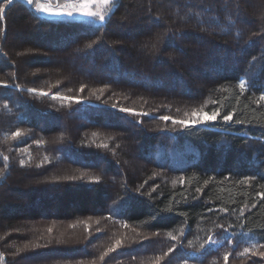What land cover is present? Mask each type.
Returning <instances> with one entry per match:
<instances>
[{
    "label": "trees",
    "instance_id": "obj_1",
    "mask_svg": "<svg viewBox=\"0 0 264 264\" xmlns=\"http://www.w3.org/2000/svg\"><path fill=\"white\" fill-rule=\"evenodd\" d=\"M253 1L115 0L103 24L87 27L47 19L23 0L6 7L0 191L24 183L22 175L36 174L39 184L27 197L28 212L22 202L17 211L23 212L13 217L0 210V264H264V0H255V8ZM149 14L145 32H155L147 42L159 48L154 64L116 31ZM11 27L26 33L38 27L54 37L53 47L42 51L27 41V50L43 55L29 74L28 57H14L10 49L17 45L6 44ZM194 33L225 48L205 60L211 65L197 83L200 66L178 72V64L173 76L186 90L168 94L167 67L157 62L167 59V43L183 51L176 40ZM63 51L92 58L110 75L83 60L84 75L65 62L62 78L57 68L38 65ZM201 107L220 116L187 129L159 119L182 120ZM228 112L233 122L222 119ZM125 127L140 134L139 142L125 137ZM137 152L142 169L125 168L123 161ZM51 185L59 192L42 200V188ZM41 200L56 213L35 206ZM51 253L62 257L40 258Z\"/></svg>",
    "mask_w": 264,
    "mask_h": 264
},
{
    "label": "rangeland",
    "instance_id": "obj_2",
    "mask_svg": "<svg viewBox=\"0 0 264 264\" xmlns=\"http://www.w3.org/2000/svg\"><path fill=\"white\" fill-rule=\"evenodd\" d=\"M23 1L26 2V0H23ZM41 2L46 3V4L50 3L53 7H55L57 4L64 5L65 3H68L69 0H41ZM256 5H258V2L255 0L250 3V6L253 8H255ZM112 8H113V6L112 7L105 6L102 3V0H97V3L95 4L93 10H98V11L102 12L105 15V19H106L107 15L112 10ZM234 8H235V10L239 11V8L237 6H234ZM32 9L36 13H38L39 15H41L47 19L75 21V22H79V23L83 24L82 27H87L86 25L103 24L105 21V19L103 21H100L97 18L88 17V16H84V15H73L71 17L66 16V15H64V16L47 15V14H44L42 12L36 11L34 4L32 5ZM151 24H152V19H151V16L149 14V16L147 18H143V19L141 18L138 20H134L130 23L124 24L122 26H119L118 28H116V31L118 32L119 35H122V36L124 35L127 37V39L129 38L132 41V43H134V44H132L134 46L133 47L134 50L140 51L142 55L149 57L153 62L152 64H154L155 61L158 59L156 51L159 50V48L152 46L151 45L152 41L150 43H148L147 37L154 36L155 31H150L149 33L145 32L146 29H148V26H150ZM163 26H164V24L162 23L161 27H163ZM157 27L158 26H152V28H157ZM83 29L86 30L85 28H83ZM25 31H26L25 29L20 28V27L19 28L11 27V29L9 30V33H8V38L6 39V44L13 42L14 45H17L18 50L16 52H12L10 49V53L14 57L15 56H16V58H20L22 56L28 57V60H29L28 65L29 66L27 67V72L29 74V73H31L32 68H34V66L36 65V62L39 59L38 56H43V55H42V53L41 54L37 53V52L34 53L35 51L30 52L29 50H27L26 49V46L28 43L27 41L31 42L32 46H34L32 48H34L36 51H42V49L40 50V47L44 48V50H46L48 48L51 49L53 47L52 43L54 41V37L53 36H47V34L45 33L46 30L40 29L38 27L35 28L34 31H36V32H34V33H26ZM178 40L180 42L177 40H176V42H178L179 44L182 43L183 48H184L183 51L180 50L179 48H177L176 46L172 45V43H171V45H170V43H167V46H165V44H166L165 43L164 46H165V48L166 47L167 48L164 50H165V54H166L167 59H163L162 61L157 62L158 65H161L162 67H165V66L167 67V69L164 70L162 77L164 76L163 78L165 79V83H167V81L169 82L167 84V86H165L163 88V90H166V92H168V94L173 92L174 89H176L179 92H184V90H186L182 86V82L179 79L174 78L173 69L176 70L177 66L182 65L183 67L179 68L178 72H180L179 70L184 69V70H188V71H191L194 73V71L197 69V67L200 66V70H198L200 73H198V71H197L196 72L197 76H195V78L193 79L197 83L198 81H201V79L204 77V71L207 68V66H205V65H208V66L211 65L210 61L207 64H205V60L207 58H210L211 56H213V55H210L211 53H213V54L218 53L221 50L223 51V49L225 48L224 45H219V44H217V42H215L214 44L213 43L210 44L211 38L209 37V39H207V38L203 37L202 35H200L199 33H194L192 36L191 35H189V36L185 35L181 38V40L179 38H178ZM64 41H65V39H64ZM208 44H210V45H208ZM206 45H208V46L206 47ZM205 48H209V50H207V52H206ZM212 49H213V52H212ZM164 50H162L159 57H161V55H163ZM23 51H25V52H23ZM20 52H22L23 54H20ZM127 54L130 55L129 52H127ZM153 55L155 56L154 58H153ZM35 57H37V58H35ZM49 59H51V63H49V64H38V65H40L42 67H44V66L49 67V70L51 72H52V69L54 70V68H57V69H55L56 71H54V73H56V76H59V78L63 77L61 73H58L59 67L62 68V66H64L65 62L68 63L69 69H73L74 71L79 72V73L84 75L83 70L85 72L86 68L83 69L84 68L83 67L82 72L79 70V67L82 65L81 64L82 60L86 61L87 65L88 64L92 65L94 67V71L96 73L101 72L105 76L107 74H109V69H104L101 66V64L94 63L92 58H85L84 54L76 53V54L72 55V54H69L68 52L63 51V52H61L60 55L51 56V58H49ZM231 60H232V58L229 59V63L232 62ZM75 62H77L76 65H74ZM54 65H56V67H53ZM178 83H179V86L177 87ZM164 84H162V86H164ZM159 86H161V85H159ZM119 123L121 125L125 124V122H122V121ZM125 128H127V127H125ZM123 133L125 134V137L126 136L129 137L130 135H134V137H133L134 139L131 140L132 142H135V140L138 141L140 139V134L134 133L132 131V128H130V127L127 128L126 133L125 132H123ZM141 160H142V155L140 153L137 152L135 154H131V156H129L127 160L123 161L124 167L125 168L131 167V169L141 170L143 167ZM175 162H177V161H175ZM99 166L102 167V169H103V167L105 166V162L103 164H100ZM22 178L24 179V183L21 182L19 184H12V185L6 184L5 185L6 188L4 190L2 189L0 191V210L1 211L6 210L7 216H9V217H11V216L13 217L17 213L19 214V212L21 210L17 211V209L20 208L21 202L25 204V206L27 207L26 208L27 212H28L29 207L31 206V203H29V201H27V197L30 195L32 190H34V188L39 184V182L36 179V174H32V175H28V176L22 175ZM42 186H44V185H42ZM42 189L43 190H41V192H40V197L42 200L44 198L49 199L53 195L55 196L59 192L56 189V187L52 186V185L48 186V188H42ZM42 200L39 201L38 204L36 203L35 206L41 208L44 211V213L45 212L56 213L55 209L53 207L50 208V207H44L43 205H41ZM22 212H23V210L21 211V213ZM49 257L59 258V257H62V255H60V253H56V254L51 253L50 255H42L40 258H43L45 261V260L49 259Z\"/></svg>",
    "mask_w": 264,
    "mask_h": 264
},
{
    "label": "snow or ice",
    "instance_id": "obj_3",
    "mask_svg": "<svg viewBox=\"0 0 264 264\" xmlns=\"http://www.w3.org/2000/svg\"><path fill=\"white\" fill-rule=\"evenodd\" d=\"M26 2L29 5L35 6L36 11L42 12L47 15H55V16H73V15H84L88 17L97 18L100 21H103L105 19V15L98 11L93 10L95 4L97 3V0H69L68 3H65L64 5L57 4L55 7H53L50 3H42L41 0H26ZM13 3V0H6V3H0V19L4 18L6 7L8 5H11ZM102 3L105 6L112 7L115 4V0H102ZM91 46V45H89ZM239 87L241 90L245 89V83L244 81H241L239 84ZM83 89H81L82 91ZM30 91H36L34 89ZM44 95H47V93H42ZM260 100H264V95H261ZM78 102V101H77ZM122 112L130 113L132 115H148L147 113H137L132 109L122 108L120 109ZM185 119L182 120H176L173 119L170 116H160L159 119L162 121H169L171 120L174 125H179L182 128H192L196 127L198 125L214 122L217 120V117L220 116L219 110H214L209 114L207 111L204 110L203 107L200 109H193L191 113L185 112L184 113ZM222 119L225 122H233V113L228 112L227 114L223 115ZM235 123H243V121L236 120ZM15 136H20L21 133L18 131L14 133ZM95 135V134H93ZM23 163V162H22ZM197 191H200V189H197ZM262 198H264V193L260 194ZM171 235V234H169ZM172 239H176V237H172ZM210 242L215 243V241H211V238H209ZM121 243V241L117 240L116 245L118 246ZM111 251V249H110ZM169 251H173V249H169ZM248 249H245V252H247ZM260 256L264 257V252L259 253ZM103 259V257H101ZM225 262L228 260V256L226 255L224 257Z\"/></svg>",
    "mask_w": 264,
    "mask_h": 264
}]
</instances>
